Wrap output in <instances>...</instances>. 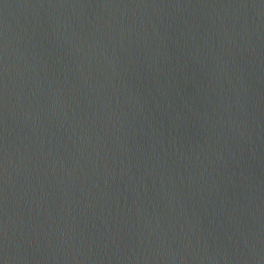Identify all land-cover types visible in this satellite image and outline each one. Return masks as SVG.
Returning a JSON list of instances; mask_svg holds the SVG:
<instances>
[{"label":"water","instance_id":"water-1","mask_svg":"<svg viewBox=\"0 0 264 264\" xmlns=\"http://www.w3.org/2000/svg\"><path fill=\"white\" fill-rule=\"evenodd\" d=\"M0 264H264V0H0Z\"/></svg>","mask_w":264,"mask_h":264}]
</instances>
